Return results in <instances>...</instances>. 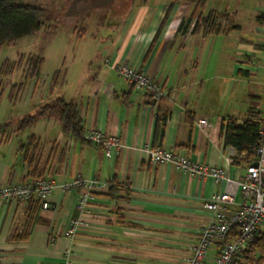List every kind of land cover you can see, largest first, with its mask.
Wrapping results in <instances>:
<instances>
[{
  "label": "crops",
  "instance_id": "obj_1",
  "mask_svg": "<svg viewBox=\"0 0 264 264\" xmlns=\"http://www.w3.org/2000/svg\"><path fill=\"white\" fill-rule=\"evenodd\" d=\"M165 11L142 13L107 32L86 59L85 75L75 74L73 84H65L66 72H42L41 62L34 83L27 80L8 93L10 107L34 110L0 124V186L45 178L55 188L47 210L36 201L0 203V264H182L190 256L208 218L202 206L225 186L167 163L152 164L144 147L219 168L233 180L242 176L248 161L224 145L222 124L227 118L242 123L250 111L263 116L264 0H238L223 11H208L228 13L231 23L219 33L201 26L193 33L195 20H185L193 9L174 4L155 36ZM84 36H76L79 45ZM120 65L156 79L166 96L151 102L122 82L116 74ZM56 99L74 105L83 136L101 131L118 137L123 147L107 155L84 137L64 133L57 117L39 115ZM202 120L206 126H200ZM77 179L97 184L83 215L76 210L81 189L62 188ZM111 185L118 186L114 194ZM75 219L83 225L70 237ZM25 231L24 241H12ZM260 236L264 222L256 239ZM217 251L212 247L204 264H213ZM236 264H264V255L241 254Z\"/></svg>",
  "mask_w": 264,
  "mask_h": 264
},
{
  "label": "built area",
  "instance_id": "obj_2",
  "mask_svg": "<svg viewBox=\"0 0 264 264\" xmlns=\"http://www.w3.org/2000/svg\"><path fill=\"white\" fill-rule=\"evenodd\" d=\"M116 74L122 82L143 93L153 103L161 101L166 96V92L156 79L148 77L133 66H117ZM199 124L206 126L207 123L202 120ZM83 137L103 149L107 155L123 147L118 137L106 136L101 131H91ZM257 137V145L249 152L253 156V161L247 163L244 173L238 180L226 177L219 168L195 164L183 156L159 147H144V152L152 164L167 163L190 177L210 179L215 185L225 186L223 192L213 193L203 204L202 208L208 215L207 221L195 236L190 256L182 264H204L212 247L218 249L213 264H236L237 258L257 236L260 225L264 222V113ZM230 149L232 152L233 149ZM243 155L246 156V153ZM227 162L231 163V158L227 159ZM96 186L94 181L85 182L77 179L62 188L81 189L76 210L83 215L92 201L91 192L97 188ZM54 188V183L45 178L18 185H3L0 186V203L37 201L42 210H47L48 198ZM238 192L239 199L236 200ZM82 225L80 219L72 220L66 235L73 237ZM69 254L70 251L65 252L66 259Z\"/></svg>",
  "mask_w": 264,
  "mask_h": 264
},
{
  "label": "rangeland",
  "instance_id": "obj_3",
  "mask_svg": "<svg viewBox=\"0 0 264 264\" xmlns=\"http://www.w3.org/2000/svg\"><path fill=\"white\" fill-rule=\"evenodd\" d=\"M237 1L21 0L22 5L32 6L39 11L41 26L30 37L0 48V124L9 118L22 116L34 110L30 107L25 110L22 107H10L6 98L8 93L14 94L16 89L27 83V80L34 83L37 69L41 65L39 61L42 62V72L55 70L59 71L54 74L66 72L65 84H73L75 74L85 75L87 70L85 61L91 59L99 50L103 36L107 32L118 30L128 22L131 23L140 14H148L155 9L165 11L169 5L175 4L179 10L186 7H189V10L193 9L192 14L185 20L191 17L192 21L198 19L199 23H202L208 13H213L217 17L215 25H219L220 29H228L231 22L227 12L208 11H223ZM200 11L201 14L208 13L201 15ZM163 17L158 19L157 23H162ZM80 35L85 36L79 45L76 36ZM59 79L60 75H57L56 82Z\"/></svg>",
  "mask_w": 264,
  "mask_h": 264
},
{
  "label": "trees",
  "instance_id": "obj_4",
  "mask_svg": "<svg viewBox=\"0 0 264 264\" xmlns=\"http://www.w3.org/2000/svg\"><path fill=\"white\" fill-rule=\"evenodd\" d=\"M173 7L174 5L171 4L165 11L164 20L156 31L155 36L158 35L164 23L167 22ZM216 19L217 17H215L213 13H208L202 20V23H199L198 19H196L192 32H196L201 26L204 28L205 32L219 33L221 31L220 26L214 25ZM191 22L192 19L190 17L187 19V24ZM40 26L41 16L36 8L22 5L21 0H0V48L30 37L40 29ZM39 63H41V61H39ZM46 114L58 118L64 133H69L77 139H83L82 121L74 105L66 103L62 99H56L50 105H46L40 109L39 115L42 116ZM27 119H29V122L32 120L31 118ZM27 119H25V122ZM261 121L262 117L260 113L254 111L248 112L242 123H238L237 120L232 118L225 119L222 124L224 145L234 148L240 153H246L245 159L247 161L253 159V156H251L249 152L257 145V131ZM22 123L24 122H21V125ZM118 190V186L116 185H111L109 187L111 194L116 193ZM27 236L28 231H25L22 235L14 236L12 241H24ZM256 252L264 255V236H260L257 239L255 237V239L249 243L248 248L241 254L248 257Z\"/></svg>",
  "mask_w": 264,
  "mask_h": 264
}]
</instances>
